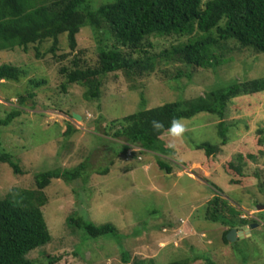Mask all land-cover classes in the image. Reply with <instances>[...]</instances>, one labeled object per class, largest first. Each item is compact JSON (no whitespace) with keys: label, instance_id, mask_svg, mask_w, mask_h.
I'll return each mask as SVG.
<instances>
[{"label":"rangeland","instance_id":"rangeland-1","mask_svg":"<svg viewBox=\"0 0 264 264\" xmlns=\"http://www.w3.org/2000/svg\"><path fill=\"white\" fill-rule=\"evenodd\" d=\"M90 28L83 27L77 37V50L60 53L67 56L59 61L52 56L37 59L33 51L0 54V65L16 64L30 75L29 78L46 77L48 81L47 87L25 106H19L14 99L25 79L0 85V118H5L12 108L19 107L24 112L21 120L1 128L0 147L16 158L23 174L15 175L10 166L0 165V198L13 187L33 188L35 173L72 169L83 162L89 164L90 174L85 183L80 180L79 185H71L54 179L45 190L50 202L43 213L52 242L34 251L30 258L44 259L46 263L55 258L54 264H124L121 258L124 248L132 261L140 260L144 264H168L187 257L194 260L192 264H210L209 259L214 264H264L261 218V214L264 216L261 192L264 156L260 153L264 147L258 145L256 134L264 123V105L236 112L230 107L225 117L230 143L221 146L219 154L207 163L205 153L192 146L221 142L219 118L200 113L181 120L182 133L164 135L167 145L174 149L173 155L164 158L172 164L171 174L157 167L153 153L144 155L140 164L126 161L124 155L117 156L114 152L118 147L112 143L120 141L106 134V121H99V116L103 115L110 124L138 111L141 93L146 98V106L154 108L167 102L204 96L227 87L234 80L263 77L264 53L256 55L228 42L219 51L226 53V62L216 70L195 69L191 78L183 75L176 80V72L183 67L163 64L153 75L139 80L134 90L122 73L109 74L105 78L103 98L99 102H87L81 86L73 85L63 90L65 76L61 69H72L74 61L84 69L98 65L99 43L89 32ZM185 40V37L153 38L152 52H160ZM66 43L67 35L63 34L60 48ZM74 114L82 119L76 120ZM67 123L76 129L70 140L62 134ZM240 153L257 156L256 161H248L245 167L247 178L226 171L227 160ZM105 167H109V174L97 173ZM233 179L239 183L231 184ZM213 183L221 188L220 195L240 211L242 218L257 222L253 223L257 226L238 228L245 234L237 236L234 246L227 245V255L220 252L225 245L222 238L226 228L204 217L208 202L219 193ZM74 214L96 225L113 224L119 233L99 239L85 237L81 232L80 235L76 228L68 225V217ZM182 220L187 222L183 229Z\"/></svg>","mask_w":264,"mask_h":264},{"label":"trees","instance_id":"trees-1","mask_svg":"<svg viewBox=\"0 0 264 264\" xmlns=\"http://www.w3.org/2000/svg\"><path fill=\"white\" fill-rule=\"evenodd\" d=\"M85 26L91 27L89 32L99 43L98 65L84 69L74 61L72 69L62 68L61 73L65 76L63 90L73 85L81 86L87 102H99L103 98L105 78L109 74L122 73L134 90L139 80L150 77L163 64L183 67L176 72V80L183 75L191 78L195 69L216 70L226 62V53L219 51L228 42L256 55L264 53V0H0V54L18 50L27 54L33 51L37 59L52 56L59 61L67 56L60 53L77 50V37ZM63 34L67 35V43L61 49L60 36ZM173 37H185L186 40L160 52H152L153 38ZM29 77L16 64L5 62L0 65V85L19 83L25 79L23 87L18 85L21 92L18 91L14 98L19 106L34 100L47 87L46 77ZM229 83L227 87L207 92L204 96L167 102L154 108L146 106V98L141 93V108L138 111L110 124L103 115L99 116V121H106V134L120 141L112 143V146L115 144L118 147L114 152L117 156L124 155L126 161L140 164L144 155L153 153L157 167L171 174L172 164L164 158L173 155L174 149L167 145L164 135L170 133L173 120L190 119L200 113L219 118L218 135L221 142L217 145L204 142L192 146L205 153L207 163L219 154L221 146L230 143L225 121L230 107L236 112L241 108L254 109L264 105V76ZM23 113L22 108L16 107L5 118H0V133L1 128L9 127ZM23 119L25 121L26 118ZM154 120L163 126L154 129ZM75 132L73 125L67 123L62 134L70 140ZM256 134L258 145L264 147V123ZM260 153L264 156V150ZM256 159V155L240 153L227 160L226 171L247 178L245 167L248 161ZM3 164L10 166L15 175L23 174L16 158L0 147V165ZM88 166L87 162H83L72 169L35 173L33 188L13 187L5 197L0 198V264H54L57 261L50 258L46 263L44 259L30 258L34 251L52 242L43 213V208L50 202L45 190L54 179L71 185H79L80 180L85 183L90 174ZM109 172V167H105L97 173L107 175ZM238 183L239 180H231V184ZM213 185L219 193L208 202L204 217L226 228L222 238L226 246L220 248V252L227 255V245L234 246L227 239L228 233L233 228L257 222L242 218L240 211L220 195L221 188L215 183ZM261 192L264 195V185ZM261 218L264 223L262 214ZM67 221L80 235L82 233L91 239L108 238L119 233L113 224L96 225L75 214ZM180 224L183 227L181 221ZM122 250L124 264H144L140 260L132 261L130 253L124 248ZM40 253L45 257L44 251ZM193 262L187 257L168 264ZM209 263L214 264L210 259Z\"/></svg>","mask_w":264,"mask_h":264},{"label":"clouds","instance_id":"clouds-1","mask_svg":"<svg viewBox=\"0 0 264 264\" xmlns=\"http://www.w3.org/2000/svg\"><path fill=\"white\" fill-rule=\"evenodd\" d=\"M163 125L159 122V121H152V127L154 129H159L161 128ZM184 131V126L182 125V123L179 120H173L171 123V126L169 128V132L172 135H178L179 133H182ZM183 223V227H181V229H183L186 225L187 222L182 221ZM252 225V224H251ZM246 227V226H245ZM234 229V228H233ZM238 230V228H236ZM183 234L185 233L184 231L180 230ZM181 234V233H180ZM245 234V233H244ZM202 238H205V235L203 234Z\"/></svg>","mask_w":264,"mask_h":264},{"label":"water","instance_id":"water-1","mask_svg":"<svg viewBox=\"0 0 264 264\" xmlns=\"http://www.w3.org/2000/svg\"><path fill=\"white\" fill-rule=\"evenodd\" d=\"M73 117H74L76 120H81V119H82V117H81L80 115H78V114H74ZM262 208L264 209L263 206H262ZM254 225L257 226V224H252L251 227L254 226ZM238 235L243 236L244 234H243V232H240V231H238L236 228H234V229H232V230L228 233V235H227V239H228L229 241H231V242H234V241L237 239V236H238Z\"/></svg>","mask_w":264,"mask_h":264}]
</instances>
